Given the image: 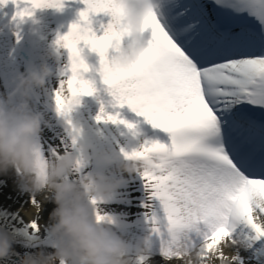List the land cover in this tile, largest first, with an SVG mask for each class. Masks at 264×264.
<instances>
[{"label":"snow or ice","instance_id":"6c2138e0","mask_svg":"<svg viewBox=\"0 0 264 264\" xmlns=\"http://www.w3.org/2000/svg\"><path fill=\"white\" fill-rule=\"evenodd\" d=\"M9 2L22 21L34 9L62 8L65 0H0V6ZM113 2L83 0L80 21L58 39L71 55L70 75L55 92L57 111L63 115L61 88L65 95L92 94L95 82L78 81L76 74L88 67L82 50L97 53L103 84L115 101L171 136L160 154L163 169L142 177L149 193L143 206L161 258L171 262L165 249L176 235L205 246L196 229L211 236L235 209L231 239L244 245L234 248L236 264H264V223L256 219L264 221V0H157L146 25L148 53L130 75L107 70L110 54L130 42ZM21 3L27 6L21 9ZM101 13L111 20L98 35L92 17ZM107 119L127 123L116 115ZM40 152L47 157L43 145ZM32 204L43 219L44 206L35 197ZM96 214L108 216L98 207ZM29 224L43 235L40 220ZM145 264H152V256Z\"/></svg>","mask_w":264,"mask_h":264},{"label":"clouds","instance_id":"9594fccd","mask_svg":"<svg viewBox=\"0 0 264 264\" xmlns=\"http://www.w3.org/2000/svg\"><path fill=\"white\" fill-rule=\"evenodd\" d=\"M156 4L157 0H114L113 7L121 14L124 34L130 42L119 52L110 54L107 64L110 75H130L135 65L148 53L146 25L152 19ZM57 45L58 49H66L62 44ZM66 50L70 59L71 54ZM80 58L88 67L76 74L77 80H91L88 74L92 67L83 50ZM50 75L52 69L47 64L40 71L21 73L15 81L14 90L0 96V176L14 175L22 190L41 195L43 202L55 205L49 215V223L46 226L40 225L50 232L54 249L49 251L41 247L37 251L28 252L19 264H145L154 255L151 235L137 246L135 256L131 255L128 239L113 230L110 216L98 219L93 204V201L99 202L111 196L120 188L122 181L100 172L70 179L82 172L88 152V147L80 143L83 130L70 117L82 105V97L95 95L97 88L91 95H74L71 91L65 95V90L60 89L64 101L63 115L69 117L73 150L63 154L53 153L50 157L41 154L36 137L42 134L45 120L41 112L33 109L31 101L34 88L43 86ZM99 75L103 82L102 73L99 72ZM124 105L119 104L120 107ZM109 115H116L118 121H125L119 118V113L111 114L102 106L99 116L104 118L101 120L122 123L108 120ZM122 124L128 127L131 123ZM147 145L140 150L125 152L123 157L105 153V162L115 164L120 171L129 175L139 174L143 177L145 174H155L163 169L164 162L160 154L167 150L166 145L160 141ZM39 211L36 208V212ZM235 218V209H230L225 213L224 223L211 236L197 228V235L206 241L205 246L191 238L176 235L172 247L165 249V259L177 261L178 264H236V253L227 251L244 248L241 241L231 239L236 228ZM256 219L264 223L259 216ZM152 227L156 228L155 223ZM13 250L9 233L0 227V261L11 257Z\"/></svg>","mask_w":264,"mask_h":264},{"label":"bare ground","instance_id":"6f19581e","mask_svg":"<svg viewBox=\"0 0 264 264\" xmlns=\"http://www.w3.org/2000/svg\"><path fill=\"white\" fill-rule=\"evenodd\" d=\"M85 8L83 0H65L62 9H36L33 22L27 25L12 19L7 8L0 6V76L11 87L9 94L16 86L17 77L21 73H26L29 66H34L33 71H40L45 64L52 69V75L47 78L46 83L35 87L31 101L33 109L44 115V130L36 140L39 145H43L49 157L53 153L63 154L73 150L69 117L61 114L60 124L55 120L57 113L55 92L60 88L62 81L70 75L69 54L66 49H58L57 41L70 31L73 23L80 21L79 13ZM92 20L93 29L98 35H102V25L110 22L111 17L101 13L94 15ZM24 42H28L31 48L28 60L21 56L20 48ZM85 55L92 67L88 78L95 82L97 93L82 97V105L70 117L83 130L80 143L88 147L87 163L82 172L76 173L70 179H79L81 175L100 172L121 180L120 188L94 205L95 210L98 207L102 213L112 218L111 227L128 239L131 255L135 256L137 246L151 235L154 253L152 264H178L177 261L167 262L161 258L159 238L152 235L151 224L146 216L149 210L143 206L149 193L142 176L122 172L115 164H107L104 159L105 153L113 157H123L125 152L140 150L147 143L154 141L166 143L167 133L154 128L145 117L132 111L129 106L120 107L99 75V55L89 49H85ZM102 106L111 114L119 113L121 120L135 127L129 129L126 124L97 120ZM33 197L45 208L43 219L37 215L36 208L33 207ZM54 207L53 203L43 202L41 195L22 190L14 175L0 176V227L7 230L15 245L13 255L23 257L24 254L37 251L41 247L49 251L54 249L50 232L42 228L43 235H37L31 231L29 224L32 219L40 220L42 225L48 224V213L52 212ZM227 251L235 253V249ZM20 260L15 261L9 257L5 261H0V264H19Z\"/></svg>","mask_w":264,"mask_h":264},{"label":"rangeland","instance_id":"374dc122","mask_svg":"<svg viewBox=\"0 0 264 264\" xmlns=\"http://www.w3.org/2000/svg\"><path fill=\"white\" fill-rule=\"evenodd\" d=\"M13 246H15V245H13ZM20 257H22V256H19L18 254H15V255H11V259H14L15 261H18V260H20Z\"/></svg>","mask_w":264,"mask_h":264}]
</instances>
